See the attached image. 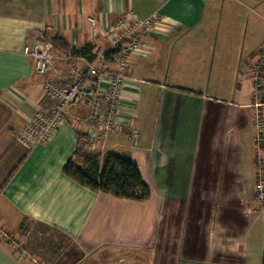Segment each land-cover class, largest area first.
Instances as JSON below:
<instances>
[{"label": "crops", "instance_id": "obj_1", "mask_svg": "<svg viewBox=\"0 0 264 264\" xmlns=\"http://www.w3.org/2000/svg\"><path fill=\"white\" fill-rule=\"evenodd\" d=\"M153 18L121 89L119 118L138 139L112 135L94 150L134 163L149 196L92 192L63 174L88 139L77 121L89 107L45 143L22 140L31 115L52 105L43 83L71 65L37 76L23 48L58 35L100 53L122 37L118 25L136 33ZM257 120L264 126V0H0V264H262Z\"/></svg>", "mask_w": 264, "mask_h": 264}, {"label": "built area", "instance_id": "obj_2", "mask_svg": "<svg viewBox=\"0 0 264 264\" xmlns=\"http://www.w3.org/2000/svg\"><path fill=\"white\" fill-rule=\"evenodd\" d=\"M155 30V20H147L138 25L136 29ZM117 34L123 32L122 37L115 35L112 47L105 54L96 53L88 61L87 57L69 55L67 60L72 65L68 77L52 79L43 83L45 97L52 105L45 111H37L29 118L23 129L22 140L27 144H42L49 141L72 110L80 106L90 108L86 118L77 122L86 127L88 139L82 146V151L92 154L100 141L111 135L127 134L133 142L138 135L130 124H124L119 118L122 106L121 89L128 79L130 69L129 57L137 54L141 43L137 41V32L125 33L123 26L117 27ZM138 31V30H137ZM121 35V34H120ZM127 39L123 45L122 40ZM117 51L110 60L105 55ZM23 54L32 59L33 70L37 76H44L51 71L53 64L59 59L50 41L39 39L29 42L23 48ZM61 59V58H60ZM260 67L254 71L257 80ZM257 77V78H256ZM264 126L257 120L255 124V144L257 145V158L255 162L256 199L264 202L263 186V160L260 157V147L264 143Z\"/></svg>", "mask_w": 264, "mask_h": 264}, {"label": "trees", "instance_id": "obj_3", "mask_svg": "<svg viewBox=\"0 0 264 264\" xmlns=\"http://www.w3.org/2000/svg\"><path fill=\"white\" fill-rule=\"evenodd\" d=\"M45 39L52 43L54 51L87 57L88 61L94 56L91 47L70 49L67 42L58 35ZM116 54L117 51L107 53L105 60H110ZM63 174L83 188L115 198L145 200L149 196L148 186L141 178L137 166L120 156L106 155L100 158L98 154H89L77 149L64 166ZM137 192H141L140 196Z\"/></svg>", "mask_w": 264, "mask_h": 264}, {"label": "rangeland", "instance_id": "obj_4", "mask_svg": "<svg viewBox=\"0 0 264 264\" xmlns=\"http://www.w3.org/2000/svg\"><path fill=\"white\" fill-rule=\"evenodd\" d=\"M154 32H156L155 30H151V29H145V28H143V27H139L138 28V31H137V41H139V43H141V39H143L144 37H151V36H153L154 35ZM44 40H46L45 38H43ZM39 40V39H38ZM127 39H123L121 42H122V44L123 45H125V44H127ZM109 51V49H107V51H102V52H100V54H105L106 52H108ZM94 54H96V53H94ZM58 57H59V59L53 64V66H52V69L54 68V66H55V64L56 63H58V64H63V65H65V64H70V61H68L67 60V57L69 56V55H71L70 53L69 54H65V53H63V55H59L58 53L56 54ZM61 58V59H60ZM32 60V59H31ZM33 62V61H32ZM71 66L72 65H69V69L71 68ZM258 67V66H257ZM51 69V70H52ZM69 71V70H68ZM68 71H67V73H68ZM260 72V71H259ZM259 75V74H258ZM257 78V77H256ZM255 82H257L258 83V79H257V81H255ZM51 102V101H50ZM52 103V102H51ZM79 126H81V124H79ZM82 127V126H81ZM112 136V135H111ZM133 146H135V144L133 145ZM260 151H262V150H260ZM225 215H224V217H231L232 215H230L229 213H227L226 214V212H223ZM233 217V216H232ZM219 220H220V218H219ZM234 223L237 225V224H239L240 225V223L241 222H239V221H235L234 220ZM23 232L22 233H25L24 235H27V236H31V234H33V232H31V230L32 229H34L35 228V226H33V225H26L25 224V226L23 225ZM38 237V236H37ZM36 237V238H37ZM46 238V239H50V237L49 236H43V238ZM34 240L35 239H33L32 237H30V240L28 241V239H26V242H25V245H26V247H31V248H33L34 247ZM56 240V241H55ZM28 241V242H27ZM44 241V240H43ZM45 242V241H44ZM52 243H58V245L59 246H61L60 244H61V242L56 238V237H54L53 238V240H52ZM63 243H64V247H63V249H65L66 248V245H67V241H63ZM59 249H61V247L59 248Z\"/></svg>", "mask_w": 264, "mask_h": 264}]
</instances>
